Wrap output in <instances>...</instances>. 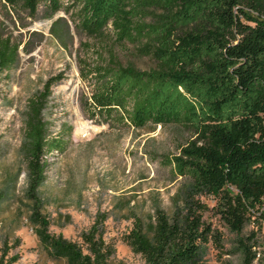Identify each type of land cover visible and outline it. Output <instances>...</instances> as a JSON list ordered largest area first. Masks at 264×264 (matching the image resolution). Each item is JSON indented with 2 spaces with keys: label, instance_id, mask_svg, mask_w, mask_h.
Segmentation results:
<instances>
[{
  "label": "trees",
  "instance_id": "1",
  "mask_svg": "<svg viewBox=\"0 0 264 264\" xmlns=\"http://www.w3.org/2000/svg\"><path fill=\"white\" fill-rule=\"evenodd\" d=\"M3 1L11 24L52 21L50 33L64 47L75 35L139 44L156 62L141 71L111 56L94 70L98 87L89 104L91 119L120 118L135 129L174 124L191 135L177 155L166 158L175 177L188 180L183 206L172 215L158 210L151 233L135 221L125 237L146 264H201L210 242L221 243V234L204 220L209 207L202 198L216 202V214L238 236L254 218L264 219V0ZM62 13L71 20L58 17ZM44 39L35 32L25 41L0 34V74L16 70L21 53H34ZM63 77L47 80L29 103L24 147L30 218L51 259L109 264L114 249L103 237L102 222L84 232L79 244L51 235L41 210L47 157L64 154L68 144L50 137L44 118L52 87ZM255 234L238 239L242 264L258 259ZM8 254L5 244L0 264L19 260Z\"/></svg>",
  "mask_w": 264,
  "mask_h": 264
},
{
  "label": "rangeland",
  "instance_id": "2",
  "mask_svg": "<svg viewBox=\"0 0 264 264\" xmlns=\"http://www.w3.org/2000/svg\"><path fill=\"white\" fill-rule=\"evenodd\" d=\"M58 17L71 20L64 13ZM26 23V28L11 24L0 0V34L14 41H25L34 32L45 37L34 53H21L16 70L0 74V256L7 244V259L19 256L15 264H66L49 257L30 218L33 202L27 195L24 147L30 100L43 91L47 80L63 74L64 79L52 87L44 112L50 137L68 142L64 154L47 157L46 181L39 190L49 233L82 244V234L102 222L103 237L114 249L109 264H146L125 237L135 221L151 233L158 210L172 215L183 206L188 180L176 178L166 158L177 155L191 135L174 124L135 129L120 118L91 119L89 104L98 87L94 70L105 67L111 56L141 71L155 68L156 62L139 51V44L75 35L64 47L50 33L52 21ZM202 201L209 207L204 220L222 240L210 242L201 264H242L238 239L252 231L256 232L252 243L258 245L254 264H264V219L254 218L238 236L216 214L212 198Z\"/></svg>",
  "mask_w": 264,
  "mask_h": 264
}]
</instances>
